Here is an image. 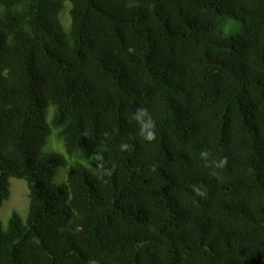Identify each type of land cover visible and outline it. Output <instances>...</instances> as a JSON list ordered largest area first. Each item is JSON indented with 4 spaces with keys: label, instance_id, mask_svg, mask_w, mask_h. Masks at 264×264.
Instances as JSON below:
<instances>
[{
    "label": "trees",
    "instance_id": "obj_1",
    "mask_svg": "<svg viewBox=\"0 0 264 264\" xmlns=\"http://www.w3.org/2000/svg\"><path fill=\"white\" fill-rule=\"evenodd\" d=\"M10 179L0 264H264V0H0Z\"/></svg>",
    "mask_w": 264,
    "mask_h": 264
},
{
    "label": "clouds",
    "instance_id": "obj_2",
    "mask_svg": "<svg viewBox=\"0 0 264 264\" xmlns=\"http://www.w3.org/2000/svg\"><path fill=\"white\" fill-rule=\"evenodd\" d=\"M62 14L66 15L67 21H68L67 14L66 13H62ZM134 119L139 123L141 134L144 136L145 140L151 142L153 139H155V127H156V124H155V121L153 120L151 114L148 112V110L146 108H138V109H136V112L134 114ZM122 147H127V145H122ZM56 154H59V156H61L65 160V167H62L59 170V173H58L59 175H57L55 177V180L58 179L59 182H63L69 176L67 171H66L67 168H68L67 162L69 161V159L66 156V154L63 152V150L58 151ZM226 162H227L226 158H224V159H222L221 164H226ZM23 185L26 187V184H23ZM198 194H202V193H198ZM26 196H27V188H26ZM26 199H27V204H28V198L26 197ZM27 204H26V208H27ZM14 212H17V211H14ZM17 213L20 214L19 212H17ZM23 214H20V215L23 216Z\"/></svg>",
    "mask_w": 264,
    "mask_h": 264
},
{
    "label": "rangeland",
    "instance_id": "obj_3",
    "mask_svg": "<svg viewBox=\"0 0 264 264\" xmlns=\"http://www.w3.org/2000/svg\"><path fill=\"white\" fill-rule=\"evenodd\" d=\"M62 20L67 22V17L65 14H62ZM9 182V198L2 204V207H0V221L2 224H5L12 211H17L20 214H23L27 204L26 187L23 185L25 183L22 180L17 179H10ZM55 182L58 183V179H56Z\"/></svg>",
    "mask_w": 264,
    "mask_h": 264
}]
</instances>
